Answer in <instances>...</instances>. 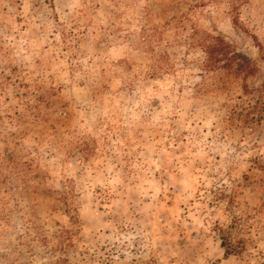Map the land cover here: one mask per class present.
<instances>
[{"label":"rangeland","instance_id":"374dc122","mask_svg":"<svg viewBox=\"0 0 264 264\" xmlns=\"http://www.w3.org/2000/svg\"><path fill=\"white\" fill-rule=\"evenodd\" d=\"M0 264H264V0H0Z\"/></svg>","mask_w":264,"mask_h":264}]
</instances>
